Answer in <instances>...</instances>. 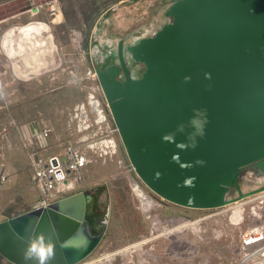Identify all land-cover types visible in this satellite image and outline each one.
<instances>
[{
	"label": "water",
	"instance_id": "95a60500",
	"mask_svg": "<svg viewBox=\"0 0 264 264\" xmlns=\"http://www.w3.org/2000/svg\"><path fill=\"white\" fill-rule=\"evenodd\" d=\"M168 14L128 49L141 76L131 75L122 44L121 68L98 72L142 180L173 204L217 207L245 168L264 170V0H175ZM91 198L79 191L0 221V253L14 264L79 263L107 226L94 231Z\"/></svg>",
	"mask_w": 264,
	"mask_h": 264
},
{
	"label": "rangeland",
	"instance_id": "374dc122",
	"mask_svg": "<svg viewBox=\"0 0 264 264\" xmlns=\"http://www.w3.org/2000/svg\"><path fill=\"white\" fill-rule=\"evenodd\" d=\"M174 1L60 0L61 11L56 19L45 17L49 26L45 34L52 39L50 50L45 51L47 66L29 81L14 76L18 72L9 69L7 51L0 48V67L4 71L0 85V168L7 173V179L0 185V221L34 209L38 202V190L32 183L31 157L15 123L42 119L52 129L48 152H62L77 137L68 127L69 112L78 104L87 103L90 93H95L102 101L107 123L115 128L96 64L122 43L123 59L129 66L127 44L153 34L169 21L168 10ZM99 22L107 23L105 35L100 37ZM28 41L25 44L32 52L35 48ZM9 56L13 61L20 60L16 54ZM5 129L8 133L10 130L8 138ZM112 136L116 152L97 156L79 189L94 193L97 207L109 211L105 234L95 250L77 264H232L236 256L233 247L241 229L264 228V182L242 178L235 197L217 207L173 204L138 175L119 130H114ZM133 179L156 202L147 213ZM186 221L193 224L174 234L163 233L132 247L128 253H117L144 237ZM0 264L14 263L0 253Z\"/></svg>",
	"mask_w": 264,
	"mask_h": 264
},
{
	"label": "built area",
	"instance_id": "2783aa9c",
	"mask_svg": "<svg viewBox=\"0 0 264 264\" xmlns=\"http://www.w3.org/2000/svg\"><path fill=\"white\" fill-rule=\"evenodd\" d=\"M5 1L0 0V8ZM16 1L22 2L13 9L12 13L15 15L22 12L32 15L42 14L54 21L61 11L60 0ZM8 14L0 11V33H3L4 36L9 32L17 31L19 27L11 25V27L5 28L3 22ZM15 125L21 134L24 147L31 157L32 183L38 190L36 208H48L55 201L79 192L85 181L86 172L94 159L99 155L116 152L117 144L112 132L118 130V127L116 125L115 128H112L107 123L102 101L95 93H90L87 103L82 102L69 112L68 127L77 137L74 142L66 145L62 152H42L48 149V140L52 133L51 127L42 119L34 118L19 124L15 123ZM4 135L8 138L6 129ZM6 179L7 173L1 167L0 185ZM233 250L236 256L232 264H264V228L241 229Z\"/></svg>",
	"mask_w": 264,
	"mask_h": 264
},
{
	"label": "bare ground",
	"instance_id": "6f19581e",
	"mask_svg": "<svg viewBox=\"0 0 264 264\" xmlns=\"http://www.w3.org/2000/svg\"><path fill=\"white\" fill-rule=\"evenodd\" d=\"M106 26H107V23L106 22H100V25H99V30H98V33H97V35L100 37V36H102V35H105V28H106ZM32 27H34V28H37V27H40L41 29H44V30H46V32L47 31H49V27L46 25V24H44V23H37V24H35V25H32ZM26 36H28L27 38H29L28 40L33 44V45H35L36 44V42H41L42 41V43H45V44H43V45H45V50L46 49H48L49 47H51V45H52V39H51V37L49 36V35H46V36H38V39L36 38H34L33 39V37H31V35H26ZM140 38H138V40H139ZM23 40V39H22ZM109 40V39H108ZM137 40V41H138ZM137 41H135V42H133V43H131V42H129L128 44H127V46H128V49L131 47V46H134L135 45V43L137 42ZM20 42H21V40H20ZM24 43H26L27 44V42H23V43H20V44H15V45H13V47H12V50L13 51H15V50H17V49H20V50H22L23 51V49L25 48V44ZM112 44H109V46H111ZM42 47V46H41ZM35 48H37V47H35ZM126 51V50H125ZM127 52V51H126ZM33 53H35V51L33 52ZM127 54L128 55H130V59H128V60H130L129 62L130 63H128L129 64V66H128V68H129V70H130V73H131V75L132 76H134V77H139V76H141V74H142V72H143V69H144V65H143V63L142 62H138V61H134L133 60V58L131 57V54H130V52L128 51L127 52ZM32 55V54H31ZM105 57L101 60V62L100 63H97L96 65L101 69V70H106L109 66H111V65H115V66H117L118 68H121V66H120V62H119V60H118V53H117V50L115 49V50H113V49H111V50H109V52H107V53H105ZM32 56H34V55H32ZM40 57V56H39ZM32 58V57H31ZM37 60H39V59H37ZM33 62H34V59H33ZM26 64H27V62H26ZM32 65V64H31ZM36 65V64H35ZM28 66V65H27ZM38 67V66H37ZM32 68V66L30 67V66H28L26 69L24 68V67H22L18 72H19V74L20 75H22V76H24L25 75V73H27V74H29V70ZM33 69V68H32ZM36 69V68H35ZM42 70V69H41ZM33 71H34V69H33ZM34 73H35V71H34ZM33 73V74H34ZM39 73V72H38ZM115 78L116 79H122L123 78V73H122V70H117V72H116V74H115ZM245 179L246 181H248V182H253V183H257V182H264V170H262V169H260L259 167H256V166H250V167H247V168H245L242 172H241V174H240V177H239V182H240V180L241 179ZM135 183V184H134ZM133 185H134V188L137 190V192H138V195H139V197H140V199H141V202H142V206H143V208H144V210L146 211V213L148 212V211H150V209L152 208V207H154L155 205H156V202L153 200V198L152 197H150L149 195H147L145 192H144V190L138 185V183L133 179ZM238 187H239V184H238ZM238 187H236V186H231L230 188H227V189H225V191H224V198L226 199V200H230V199H232V198H234L235 196L234 195H236L237 194V188ZM236 192V193H235ZM157 219V218H156ZM191 224H193V221L191 222V221H189V222H185V223H183V224H181L180 226H175L174 228H172V229H165L163 232H159V233H154V234H152L150 237H144L142 240H140L139 242H136L135 244H133V246H127V247H124V248H122V250H120V251H118L117 253H119V252H129V250L132 248V247H139V246H141V245H143V244H145V243H147L148 241H150V240H152L153 238H156V237H158V236H160L161 234H174V232L177 230V231H179L178 229H180V228H184V227H188V226H190ZM166 228V227H165ZM176 231V232H177ZM141 252V251H140ZM141 254H143V253H141ZM142 258H144L145 256L144 255H142L141 256ZM105 258H108V256L106 255V257ZM111 258V257H110ZM145 260V259H144ZM92 263V262H91ZM84 264H88V263H84Z\"/></svg>",
	"mask_w": 264,
	"mask_h": 264
},
{
	"label": "crops",
	"instance_id": "0c3cea01",
	"mask_svg": "<svg viewBox=\"0 0 264 264\" xmlns=\"http://www.w3.org/2000/svg\"><path fill=\"white\" fill-rule=\"evenodd\" d=\"M21 2L22 1H20L19 3H21ZM19 3L16 0H6L0 8V11L2 13H9L7 18L3 22L6 29L8 27H11V25L19 26L17 31L9 32L8 33L9 35L6 34L4 36L3 33H0V48L4 52L7 51L6 54H7L8 58L10 59L9 69H11L13 73H14V71H16V73L18 72L17 67H19V69H20V67H24L26 69L28 66H30V67L32 66V68L35 71V74L33 76H27V77L22 76L18 72L17 75L19 77H21V78H19L14 73V76H16L18 80L29 81V80H32V77H36L39 74L38 72L45 70V66H47V62L45 61V51L50 50V47L45 50V45H43L45 43H42V41L36 42V44L33 45L31 42L28 41L29 38H27L28 36H26V35L27 34L31 35V37H33V39L34 38L38 39V36H41V35L46 36V34H45L46 30L41 29L40 27L34 28V27H32V25H35L37 23H47V20L45 19V17L47 15H42V14L41 15H32L28 12H22V13L15 15L12 13L13 9ZM19 38H20L21 42H20V40H18ZM25 40H26V42L28 41L31 44L30 46L32 48H35V47H37V48H35V50L30 52L28 50V49H30V47H28V45L26 46V44L24 43L25 48L23 51L20 49H17L15 51L12 50L13 45L23 43V42H25ZM34 51H35V53H33ZM14 54H16V56H20V60L13 61L9 55H14ZM27 54L30 55L28 59L24 57L25 55L27 56ZM31 54L34 56H32ZM13 58H14V56H13ZM33 59H34V61L36 60V62H33ZM37 59H39V60H37ZM26 62H27V64H26ZM3 74H4V71L1 70V80H3L2 79ZM1 83H2V81H1ZM9 135H10V130H9L8 136ZM45 153H59V152H48V149H47L45 151Z\"/></svg>",
	"mask_w": 264,
	"mask_h": 264
},
{
	"label": "flooded vegetation",
	"instance_id": "af4514ba",
	"mask_svg": "<svg viewBox=\"0 0 264 264\" xmlns=\"http://www.w3.org/2000/svg\"><path fill=\"white\" fill-rule=\"evenodd\" d=\"M121 44H120V46H121ZM120 46L118 45L117 52L120 49ZM122 48H123V46H122ZM21 68L22 67H20V69ZM20 69H19V67H17V71H19ZM33 73H34V71L31 68L29 70V74L25 73L24 76H26V77L27 76H33L35 74V73L34 74ZM98 77H99V81L101 84V89H102L103 95H104L106 102H107V106H109V109L112 113L111 106H110V100H109L107 93H106V90L103 86L102 79L100 77L99 72H98ZM112 115H113V113H112ZM113 118H114V116H113ZM114 121H115V119H114ZM115 124L117 125L116 121H115ZM119 133H120V131H119ZM86 194H90L92 197L91 200L87 204V217L89 218L91 224L93 225L94 231L98 232L102 229L103 225L108 223L109 211L106 210L105 212H103L100 208L97 207V202H96L97 198H96L94 193H86Z\"/></svg>",
	"mask_w": 264,
	"mask_h": 264
},
{
	"label": "clouds",
	"instance_id": "9594fccd",
	"mask_svg": "<svg viewBox=\"0 0 264 264\" xmlns=\"http://www.w3.org/2000/svg\"><path fill=\"white\" fill-rule=\"evenodd\" d=\"M30 250H31L32 252H37V253H39L40 260H41V262H43V260L45 259V251H44V248H43L42 245H41L40 247H38L36 243H33V244L31 245V249H30ZM47 251H48V253H50V252H51V248L49 247V248L47 249Z\"/></svg>",
	"mask_w": 264,
	"mask_h": 264
},
{
	"label": "trees",
	"instance_id": "16d2710c",
	"mask_svg": "<svg viewBox=\"0 0 264 264\" xmlns=\"http://www.w3.org/2000/svg\"><path fill=\"white\" fill-rule=\"evenodd\" d=\"M225 203H226V202H223L222 205L225 204ZM220 205H221V204H220Z\"/></svg>",
	"mask_w": 264,
	"mask_h": 264
}]
</instances>
